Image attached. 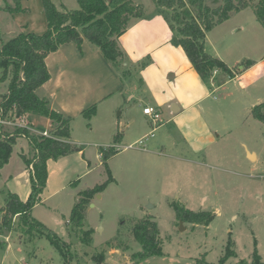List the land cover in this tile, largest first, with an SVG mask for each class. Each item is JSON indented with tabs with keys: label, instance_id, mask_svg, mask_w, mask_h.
<instances>
[{
	"label": "rangeland",
	"instance_id": "374dc122",
	"mask_svg": "<svg viewBox=\"0 0 264 264\" xmlns=\"http://www.w3.org/2000/svg\"><path fill=\"white\" fill-rule=\"evenodd\" d=\"M133 1L143 7L146 16L155 9L152 0ZM65 2L67 7L77 8L75 0ZM9 3L0 0V8ZM217 3L205 2L210 7ZM21 6L26 12L16 17L0 11V34L7 40L14 37L16 25L29 24L28 31L38 30L35 19L39 14L35 9L42 6L41 0H22ZM29 8L32 13L27 11ZM209 42L224 63L239 73L230 79L218 71L206 84L208 95L184 112V126L195 141L187 144L169 121L173 115L169 107L157 106L150 98L161 119L153 135L149 133L152 127L142 113L149 101L140 95L146 88L134 79L122 81L121 92L96 104L91 118L71 117L66 141L82 151L48 161L49 182L30 213L70 244L66 223L78 194L105 184L84 211V224L92 230L90 242L80 243L76 235L77 244H70L72 264H96L91 258L100 252L105 253L104 264H131L132 253L140 252L141 246L129 230L133 221L144 217L156 222L163 255L148 257L139 264H197L199 259L217 264L229 240L235 257L226 264L250 261L254 252L264 264V125L253 118L250 110L251 98L259 100L258 104L264 102V30L253 9L247 8L217 26L209 34ZM206 48L214 54L213 49ZM122 62H118L121 71ZM246 64L251 66L242 72ZM185 90L182 103L189 105L194 100L185 95ZM31 121L39 131L52 135L45 119L34 116ZM118 132L121 137L113 144ZM140 139L141 144L124 149ZM26 141L15 138L11 154L27 166L33 151ZM108 147L118 151L108 160L111 181L98 154ZM248 153L253 156L248 158ZM8 167L13 171L12 165ZM17 173L4 181L6 173L0 178V208L8 192L23 197L29 189L25 175ZM172 202L194 213L210 212L214 217L207 227L189 222L180 225ZM117 235H124V241L114 240ZM109 241L120 248H109ZM24 262L66 264L45 237L29 239L15 231L5 233L0 223V264Z\"/></svg>",
	"mask_w": 264,
	"mask_h": 264
},
{
	"label": "trees",
	"instance_id": "16d2710c",
	"mask_svg": "<svg viewBox=\"0 0 264 264\" xmlns=\"http://www.w3.org/2000/svg\"><path fill=\"white\" fill-rule=\"evenodd\" d=\"M22 0H10V3L0 8L11 16L26 12L21 6ZM77 8L66 13L57 8L55 0H41L47 29L41 34L18 33L7 39L0 34V82L7 84V91L0 94V107L11 115L29 114L44 117L55 129L52 138L36 136L24 132L34 155L26 161L31 165L30 193L25 202L15 194L8 192L4 204L0 208V223L5 233L15 231L29 239L45 237L51 247L58 251L66 264H72L73 256L69 252L70 244H66L55 232L47 229L31 216V210L39 202L47 183V161L57 160L73 152H80V148L67 142L70 135L72 118L49 107L48 101L39 98L36 90L50 80L45 59L56 52L64 44H74L81 51L83 42H87L93 50L99 51L101 56L111 63L120 72L122 79L129 76V70H120L119 61L123 59L117 40L125 32L128 21L131 18H143V7L139 8L133 0H75ZM208 0H152L154 11L147 17L161 16L167 23L170 32V43L183 50L193 70L199 78L208 84L212 72L220 71L230 79L239 71L232 70L222 60L207 52L205 40L206 34L218 24L230 19L234 14L247 8L253 9L256 20L264 30V0H216L215 6H208ZM146 17V18H147ZM146 63L139 64L142 68ZM251 65H243L242 71ZM241 72V71H240ZM251 115L255 120L264 125V102L252 107ZM96 112V105L83 110L81 115L91 118ZM22 134L17 132L13 138L0 137V170L8 163L15 138ZM117 137L113 138V143ZM118 151L113 147L100 149L101 166L108 174V160ZM104 185H98L78 194L67 221V230L79 235L80 243L88 244L92 230L84 224L85 208L91 203L95 195L99 194ZM171 207L176 217L181 222H189L194 225L208 226L213 217L210 212L194 213L186 210L180 204L172 202ZM135 242L141 246V251L132 253V263L139 264L144 259L163 255L159 229L150 217H144L134 222L129 230ZM78 237V236H77ZM124 235H117L115 239L121 241ZM124 241V240H123ZM113 242V241H112ZM107 242L109 248L119 249ZM104 254L91 258L96 264H104ZM235 257L233 243L228 241L223 256L217 264L226 262ZM197 264H209L204 259L196 261ZM236 264H262L260 256L254 252L250 261L240 260Z\"/></svg>",
	"mask_w": 264,
	"mask_h": 264
},
{
	"label": "crops",
	"instance_id": "0c3cea01",
	"mask_svg": "<svg viewBox=\"0 0 264 264\" xmlns=\"http://www.w3.org/2000/svg\"><path fill=\"white\" fill-rule=\"evenodd\" d=\"M55 2L57 8L66 13H70L72 10L76 9L74 6L70 5L67 7L65 0H60L58 3L57 0H55ZM27 11L32 13L30 8L27 9ZM37 13L39 16H37V21L35 19V22L38 24L35 25V27L38 30L37 32L33 31L31 33L42 34L47 29L42 6L36 7L35 14ZM17 15L18 14H15L13 16L16 17ZM146 17L129 19L125 32L117 40L118 46L123 53L124 62L121 63V66L124 70L130 71L127 78L122 79L119 70L111 63L107 62L99 51L93 50L87 42H83L81 51H79L74 44H64L45 59V64L50 74V80L36 90V95L39 98L46 99L51 109L69 117H73L81 115V112L88 107L101 103L109 95L114 94V92H121L123 90L122 81L134 79L140 83L142 82L141 87L146 88L144 92L140 94L142 98H150L153 102L157 103V106L166 105L169 107L170 113L173 114L169 121L175 126L182 139L185 140L187 144L191 141H195L196 138L187 132L184 126V121L186 119L184 112L208 95L205 93L206 84L193 70L183 50L171 45L170 32L166 21L161 16ZM216 27L206 34L205 44L206 47L209 46V48L213 49V56L222 60L219 51H217L213 43L209 42V34ZM16 28L17 31L15 35L18 33H30V31H28L29 24L16 25ZM142 63L146 64L144 67L139 68L138 65ZM231 69L234 70L235 68ZM218 73L217 71L215 75ZM98 78H100V81H98ZM214 79L215 76L212 81ZM183 90H185V95L189 99L194 100L189 105H183L182 103L184 101ZM6 91L7 84L0 82V94H4ZM177 92H180L179 97H176ZM150 101L143 105V109L147 106L154 107V105L150 104ZM36 117L46 120L49 126L48 132L51 133L55 129V125L52 124L50 120L44 117ZM144 117L149 121L146 115H144ZM32 118H34V116L30 115V119ZM39 124L41 123L39 122ZM149 124L152 127L150 121ZM34 128L39 131L38 127L34 126ZM118 135L117 141H119L121 137L120 132H118ZM20 140L23 142L22 138H20ZM138 141L139 140L129 144L124 147V149H127L130 145ZM26 144H28V142ZM28 148L32 149L29 145ZM80 149L81 152L82 148ZM33 155L34 152H32V156ZM11 157L8 163L0 170V178L3 176V173H6L3 177V181L7 178H11L16 172H18L17 176L25 175V183L29 184V189L24 193L23 197L15 193L21 201L25 202L30 193L29 179L32 173V167L31 165L26 166L24 163L20 164L22 162L20 159L17 158L18 160H14V158L12 157L11 159ZM28 159L29 157H26V160ZM99 160L101 163L100 155ZM8 165H12L13 171L8 170ZM47 172L49 176L48 161ZM48 176L46 184L49 182Z\"/></svg>",
	"mask_w": 264,
	"mask_h": 264
},
{
	"label": "built area",
	"instance_id": "2783aa9c",
	"mask_svg": "<svg viewBox=\"0 0 264 264\" xmlns=\"http://www.w3.org/2000/svg\"><path fill=\"white\" fill-rule=\"evenodd\" d=\"M217 70L212 72L210 81L214 78ZM144 115H146L149 121L152 124V130L150 134L153 135V132L158 127V122L161 119V114L159 110L152 106H147L143 109ZM11 130V131H10ZM21 131L22 134L19 137L25 138L24 132H28L30 134H34L36 136H42L45 138H52V135H49L46 132H39L37 131L30 119L29 114H20V115H11L8 111L4 110L0 107V137L1 138H13L17 132ZM36 133V134H35ZM17 137V138H19ZM141 144L142 139H140L135 144ZM133 144V145H135ZM133 145H130L128 148H131ZM21 264H28L27 262Z\"/></svg>",
	"mask_w": 264,
	"mask_h": 264
},
{
	"label": "water",
	"instance_id": "95a60500",
	"mask_svg": "<svg viewBox=\"0 0 264 264\" xmlns=\"http://www.w3.org/2000/svg\"><path fill=\"white\" fill-rule=\"evenodd\" d=\"M255 105H257V100L251 98V107H254ZM252 156H253L252 153L247 154L248 158H251ZM97 197L100 198V196H97ZM180 225H182V222H180ZM68 232H69V235L71 236V244L76 245L78 242V239L75 237L71 229H69Z\"/></svg>",
	"mask_w": 264,
	"mask_h": 264
}]
</instances>
